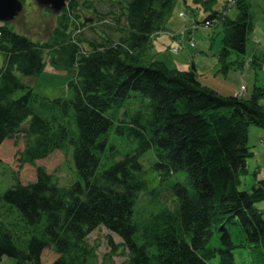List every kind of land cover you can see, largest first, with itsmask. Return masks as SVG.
I'll return each instance as SVG.
<instances>
[{
    "label": "trees",
    "instance_id": "trees-1",
    "mask_svg": "<svg viewBox=\"0 0 264 264\" xmlns=\"http://www.w3.org/2000/svg\"><path fill=\"white\" fill-rule=\"evenodd\" d=\"M108 1L100 16L118 39L78 37L79 0L58 12L46 40L0 26V146L22 135L21 165L62 150L78 173L67 185L45 166L28 183L15 176L0 193V261L9 255L15 264H44L50 248L57 254L50 264H236L234 251L245 250L242 264H264V180L241 187L253 154L250 126L264 127V86L223 94L202 83L194 62L184 70L147 57L176 0ZM252 5L235 0L233 17L225 7L202 21L223 26L224 70L236 63L232 52H247ZM50 55L76 68L71 95H41L18 75L41 73ZM237 63L243 68L246 60ZM112 130L135 145L123 152ZM152 149L160 183L151 189L141 158ZM162 188L172 192L167 203ZM143 196L154 202L143 204ZM100 226L122 239L108 235L103 260L89 241ZM117 254L125 257L119 263Z\"/></svg>",
    "mask_w": 264,
    "mask_h": 264
},
{
    "label": "rangeland",
    "instance_id": "rangeland-1",
    "mask_svg": "<svg viewBox=\"0 0 264 264\" xmlns=\"http://www.w3.org/2000/svg\"><path fill=\"white\" fill-rule=\"evenodd\" d=\"M86 0H79L80 5L77 12L84 19L78 37L84 40H103L101 34H110L118 39L119 32L109 29L106 25L105 12L110 8L108 0H94L96 10L87 8ZM254 12V26L249 33L247 52L243 55L232 52L230 61H236L228 69L224 70L218 57V51L222 45L223 26L217 24L206 26L202 23L204 19L215 11L226 9L230 16L235 15V0H176L173 13L167 22V30L155 34L152 38V46L146 52L147 57L164 60L170 65H176L180 69H189L192 62L195 63L199 78L203 84L208 85L223 94H238L244 84L245 95H250L255 84L264 86V69L261 68V61L264 58V0H252ZM183 13L185 15H183ZM58 12L51 7L38 3L37 0H25L23 11L7 24L16 31L23 33L34 40L48 39L51 32L58 23ZM101 15V16H100ZM5 22L0 20V26ZM195 24L199 26L194 29L195 46L190 43V29ZM179 46L175 51L173 48ZM52 55V54H51ZM48 59L46 68L38 74L22 75L17 72L23 81L31 85L34 90L44 96L55 98L59 96L71 95L69 90V80L76 76L77 70L74 67L56 65L52 62V57ZM253 57L251 64L240 67L238 60ZM255 61L257 63H255ZM4 55L0 51V67L3 65ZM259 125L252 124L249 129V144L259 142L255 133ZM112 140H115L121 150L127 151L135 144L125 135H119L115 130L111 131ZM24 148V138L14 137L6 139L0 146V193L17 182L16 177L23 183L36 180L37 167L45 166L49 172L56 173L61 185H67L78 179L75 163L62 151L56 150L45 159L37 160L36 163H26L21 165L19 151ZM253 148V146H252ZM147 169V179L149 187L155 188L160 183L158 171L153 167L157 160L155 151L149 150L141 158ZM16 176V177H15ZM252 175L243 177L242 188L251 187ZM162 200L167 203L172 192L167 188L160 189ZM154 202L153 197L143 196L142 203ZM108 235H111L115 242H121V237L109 231L106 227L100 226L89 234V241L98 244L99 258L103 260L105 254L110 251ZM236 264H242V256L245 250H235ZM57 254L50 248L44 252V264H50ZM125 257L122 254L113 255L116 263L121 262ZM112 260V259H111ZM109 260V261H111ZM16 259L5 255L0 264H15ZM107 264H112L107 262Z\"/></svg>",
    "mask_w": 264,
    "mask_h": 264
},
{
    "label": "crops",
    "instance_id": "crops-1",
    "mask_svg": "<svg viewBox=\"0 0 264 264\" xmlns=\"http://www.w3.org/2000/svg\"><path fill=\"white\" fill-rule=\"evenodd\" d=\"M255 133L258 136L259 142L253 144L251 150L252 156L248 159L249 173L253 179L250 184L253 185L260 180H264V127L259 126ZM250 145V144H249ZM250 185V186H251ZM258 206L264 210V200L258 203Z\"/></svg>",
    "mask_w": 264,
    "mask_h": 264
},
{
    "label": "water",
    "instance_id": "water-1",
    "mask_svg": "<svg viewBox=\"0 0 264 264\" xmlns=\"http://www.w3.org/2000/svg\"><path fill=\"white\" fill-rule=\"evenodd\" d=\"M39 4L50 6L54 11L64 9L68 0H37ZM24 8L23 0H0V20L7 23L13 21Z\"/></svg>",
    "mask_w": 264,
    "mask_h": 264
},
{
    "label": "built area",
    "instance_id": "built-area-1",
    "mask_svg": "<svg viewBox=\"0 0 264 264\" xmlns=\"http://www.w3.org/2000/svg\"><path fill=\"white\" fill-rule=\"evenodd\" d=\"M204 25L208 26L209 25V22H206V24H204ZM198 26H199V24H195L193 27L189 28L190 29V33H191L190 43H191L192 46H195V40H194V33H193V31ZM174 50H179V47L178 46L174 47ZM252 61H253V57L251 56V57H249L247 59V64L251 63ZM261 68L264 69V58L261 61ZM245 90H246V86L243 84L241 86V89H240L239 94H242Z\"/></svg>",
    "mask_w": 264,
    "mask_h": 264
},
{
    "label": "flooded vegetation",
    "instance_id": "flooded-vegetation-1",
    "mask_svg": "<svg viewBox=\"0 0 264 264\" xmlns=\"http://www.w3.org/2000/svg\"><path fill=\"white\" fill-rule=\"evenodd\" d=\"M68 1H69V0H68ZM67 6H68V4H67ZM67 6H66V7H67ZM66 7H65V8H66Z\"/></svg>",
    "mask_w": 264,
    "mask_h": 264
},
{
    "label": "bare ground",
    "instance_id": "bare-ground-1",
    "mask_svg": "<svg viewBox=\"0 0 264 264\" xmlns=\"http://www.w3.org/2000/svg\"><path fill=\"white\" fill-rule=\"evenodd\" d=\"M179 47V46H178ZM174 49V48H173ZM179 49H180V47H179Z\"/></svg>",
    "mask_w": 264,
    "mask_h": 264
}]
</instances>
